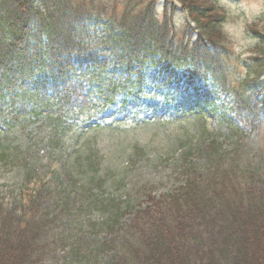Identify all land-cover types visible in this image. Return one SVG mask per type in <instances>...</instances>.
I'll return each instance as SVG.
<instances>
[{"label": "trees", "instance_id": "1", "mask_svg": "<svg viewBox=\"0 0 264 264\" xmlns=\"http://www.w3.org/2000/svg\"><path fill=\"white\" fill-rule=\"evenodd\" d=\"M179 2L198 23L197 27H205L202 32H196L199 38L194 41V50L190 44L174 42L171 14L163 11L159 20L152 3L139 11L125 9L114 20L109 18L111 24L106 27L107 36L103 39L113 38L114 50L105 49L108 40L85 57L83 52L74 53L81 47L74 30L78 23L95 19L75 0H0L1 114L6 119H18L20 110L16 105L24 103L25 109H29L36 96L43 102V113L33 106L29 116L45 114L42 118L50 129L51 139H57L66 128L74 130L76 126L66 122L73 116L71 99L76 87L67 86L65 80L81 63L92 66L93 85L99 84L101 97L113 102L127 93L121 90L118 95L115 90L108 98L104 97L107 89L119 88L112 76L127 80L136 75L137 85L141 87L146 80V66L150 62L157 64L158 60L167 62L166 67L173 72H187L184 68H190L197 76L210 73L218 81L215 69L206 62L208 57L214 61L220 43L214 33L217 25L206 21L212 19L207 10L210 7L202 3L205 0ZM70 55L79 63L73 64ZM253 64L257 67L255 71L260 72L256 77L262 75L257 79L251 72L247 74L235 104L248 117L257 113L264 116V64L256 58ZM36 75L45 77L38 84L42 87L30 92L26 82ZM50 83L53 91L48 94ZM23 97L27 99L21 102ZM232 132L236 136L240 134L235 128ZM210 149L206 154L207 159L216 160L213 166L196 163L184 166L183 186L173 193L152 197V204L140 210L133 212L128 205L123 212L115 213V218L111 216L109 222L104 221V225L100 221L86 223L87 217L81 219L79 211L70 213L77 206L72 205V200L65 202L63 186L59 183L60 189L47 180V172L29 169L20 188L6 194L0 185V264H42L46 257L67 245L71 252L63 256L78 257L87 250L94 256V264H103L102 255L108 251L113 252L115 264H264V180L260 179L264 165L254 171L250 162V165L239 162L238 149L219 158L218 147L212 145ZM0 160V171L16 163L14 158L9 161L5 152ZM260 182L263 184L257 185ZM131 212L129 221L122 224L125 227L122 235H117L121 217ZM87 216L91 221L92 217ZM58 223L60 227H56ZM97 230L106 236L101 238ZM87 233L94 239L86 238ZM109 235H112L110 239Z\"/></svg>", "mask_w": 264, "mask_h": 264}, {"label": "rangeland", "instance_id": "2", "mask_svg": "<svg viewBox=\"0 0 264 264\" xmlns=\"http://www.w3.org/2000/svg\"><path fill=\"white\" fill-rule=\"evenodd\" d=\"M75 1L86 10V14H91V19H95L78 23L74 30L81 46L74 53L83 52L85 57L89 56L87 53L102 48L108 40V48L105 49L114 50L113 38L103 39L107 36L105 29L111 24L109 18L114 20L125 9L139 11L155 3L159 20H162L163 11L171 14L174 42L177 45L182 42L190 44V49L199 38L196 32L200 33L205 28L197 27V22L187 14L179 0ZM202 3L210 7L207 10L212 19L206 21L217 25L214 33L216 37L218 35L217 41L220 40L218 50L213 56L214 61L208 57L206 62L215 69L219 82L210 73L206 76L200 73L202 76L198 77L190 68H184L187 73L173 72L169 67L166 70L160 65H167V62L158 60L157 64L154 62L146 68L150 97L143 98L139 105L130 102L129 98L124 108L110 106L103 113L99 111L101 113L92 121L86 118L92 114L87 103L98 95L99 90L94 89L95 95L91 93L92 84L86 74L82 75L85 72L83 67L78 71L71 70V77L65 81L77 87L73 105L78 112L74 120L82 119L72 132L68 129L57 139H51L50 129L42 118L45 114L29 116L34 111L33 106H37V112L43 113L40 97L33 96L30 112L25 109L26 104H17V110H20L18 119H6L0 112V155L5 152L9 161L16 159L14 167H2L0 171V185L4 187L1 190L7 194L20 188L29 169L47 172V180L63 186L61 189L58 185L65 202L72 200V205L77 206L69 210L70 213L79 211L81 219L87 217L86 223L100 221L104 225V221L109 222L111 216L115 218V213L123 212L128 205L134 212L151 205L152 202L148 201L151 197H159L180 187L185 181L181 175L184 166L195 163L213 166L216 160L207 159L206 154L212 145L218 147V158L238 149L239 162L247 165L250 162L253 170H261L264 165V116L260 113L253 114L254 117L244 116L235 104L238 91L242 89L241 82L249 76L247 74L251 72V76L256 77L260 73L255 71L254 59L264 64V0H205ZM75 58L72 57L73 64L79 63ZM192 75L196 77L193 82ZM44 78L36 75L26 82L28 90L31 92L42 87L38 84H42ZM111 79L118 85L124 81L118 75ZM220 84L225 86V93H220ZM47 92L51 93L48 85ZM25 99L23 97L20 101ZM95 99L97 104L103 100L100 97ZM82 106L84 112L80 110ZM108 117L111 118L108 124L113 126L93 127L97 119ZM232 128L240 134H233ZM53 176L55 178L52 179ZM260 179L263 181L264 175ZM87 215L92 217L91 221ZM129 219L128 214L121 217L118 226L121 229L117 230V235H122L125 228L122 224ZM60 226V223L56 225ZM86 230L90 228L86 227ZM105 236V232L100 235L101 238ZM111 237L109 235L108 239ZM86 238L94 239L88 233ZM83 251L78 257L71 255L67 258L63 256L71 252L67 245L46 257L42 264H94V256L91 257L87 250ZM102 256L103 264H115L112 251Z\"/></svg>", "mask_w": 264, "mask_h": 264}]
</instances>
